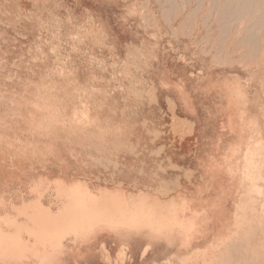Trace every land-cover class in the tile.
Wrapping results in <instances>:
<instances>
[{
  "label": "rangeland",
  "instance_id": "1",
  "mask_svg": "<svg viewBox=\"0 0 264 264\" xmlns=\"http://www.w3.org/2000/svg\"><path fill=\"white\" fill-rule=\"evenodd\" d=\"M231 2L0 0V264H264V0ZM181 158L240 179L178 254Z\"/></svg>",
  "mask_w": 264,
  "mask_h": 264
},
{
  "label": "crops",
  "instance_id": "2",
  "mask_svg": "<svg viewBox=\"0 0 264 264\" xmlns=\"http://www.w3.org/2000/svg\"><path fill=\"white\" fill-rule=\"evenodd\" d=\"M180 161V164H178L180 165L178 167L182 169L179 176L180 181H183L187 176H190L192 181L195 180L196 183H194V186L191 188H183L182 186L184 183L181 184V189L178 190L179 192L175 197L176 209L179 207L184 208L183 216L188 214V209L202 210L200 219L206 220L204 234L198 237V239L192 240L189 245L183 246L177 239L169 244L162 239L167 247L175 249L178 254H183L190 250H194L197 246L202 248L213 242L216 233L215 220L217 217L227 219L224 226L229 225L231 227V212L238 188L236 180L240 178L236 177V175L232 177L225 170L221 171L222 169L215 170L212 168L208 170L204 168V170L196 171L195 168L201 163L195 160L191 162L197 166L192 170L190 166H185L186 158H181Z\"/></svg>",
  "mask_w": 264,
  "mask_h": 264
},
{
  "label": "bare ground",
  "instance_id": "3",
  "mask_svg": "<svg viewBox=\"0 0 264 264\" xmlns=\"http://www.w3.org/2000/svg\"><path fill=\"white\" fill-rule=\"evenodd\" d=\"M233 1H235V0H232V2H233ZM232 2H231V3H232ZM250 2H251V1H250ZM252 3H253V2H252ZM240 6H241V5H240ZM250 8H251V7H250ZM240 12H241V11H240ZM230 13H231V12H230ZM239 14H240V13H239ZM232 15H233V14H232ZM230 16H231V15H230ZM233 16H234V15H233ZM88 214H89V213H88ZM78 215L80 216V214H78ZM78 215H76V216H78ZM82 215H83V214H82ZM82 215H81V216H82ZM69 216H70V215H69ZM81 216H80V218H81ZM71 217H72V216H71ZM74 217H75V216H74ZM65 218H68V216H66ZM82 218H83V217H82ZM70 219H71V218H70ZM72 219L74 220V218H72ZM83 219H84V221H85V218H83ZM83 219H82V220H83ZM64 220H65V219H64ZM68 220H69V219H67L66 222H71V220H69V221H68ZM80 220H81V219H80ZM87 220H89V219H87ZM72 222H73V221H72ZM76 222H77V221H76ZM73 223H75V220H74ZM73 227H74V225H73Z\"/></svg>",
  "mask_w": 264,
  "mask_h": 264
}]
</instances>
